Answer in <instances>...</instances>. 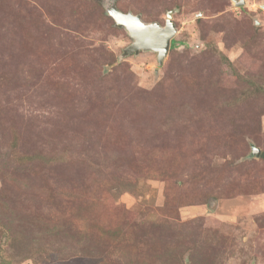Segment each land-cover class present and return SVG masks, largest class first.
Segmentation results:
<instances>
[{
    "label": "rangeland",
    "instance_id": "1",
    "mask_svg": "<svg viewBox=\"0 0 264 264\" xmlns=\"http://www.w3.org/2000/svg\"><path fill=\"white\" fill-rule=\"evenodd\" d=\"M0 264H264V0H0Z\"/></svg>",
    "mask_w": 264,
    "mask_h": 264
},
{
    "label": "water",
    "instance_id": "2",
    "mask_svg": "<svg viewBox=\"0 0 264 264\" xmlns=\"http://www.w3.org/2000/svg\"><path fill=\"white\" fill-rule=\"evenodd\" d=\"M246 0H235L237 5L245 3ZM107 12L111 15L116 25L124 27L133 39L124 49V55L139 54L143 51L157 52L159 65H162L164 58L167 56L173 37L177 32L176 24L173 21L172 11L167 13L165 25L158 21L146 22L141 14L133 12H123L116 3L109 1L107 4ZM252 154L259 155L260 149L253 148Z\"/></svg>",
    "mask_w": 264,
    "mask_h": 264
}]
</instances>
